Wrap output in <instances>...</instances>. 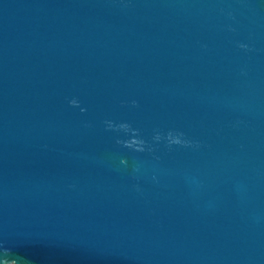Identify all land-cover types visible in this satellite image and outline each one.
Wrapping results in <instances>:
<instances>
[{
	"label": "water",
	"instance_id": "1",
	"mask_svg": "<svg viewBox=\"0 0 264 264\" xmlns=\"http://www.w3.org/2000/svg\"><path fill=\"white\" fill-rule=\"evenodd\" d=\"M3 248L264 264V0H0Z\"/></svg>",
	"mask_w": 264,
	"mask_h": 264
},
{
	"label": "clouds",
	"instance_id": "2",
	"mask_svg": "<svg viewBox=\"0 0 264 264\" xmlns=\"http://www.w3.org/2000/svg\"><path fill=\"white\" fill-rule=\"evenodd\" d=\"M241 47H246V45H241ZM83 111V109H82ZM176 143H179V141H175ZM2 254H0V264H17L16 258H10L11 256V250L7 248H3Z\"/></svg>",
	"mask_w": 264,
	"mask_h": 264
}]
</instances>
